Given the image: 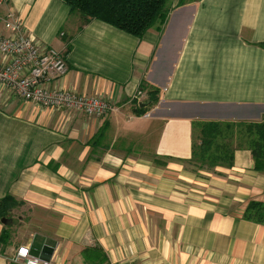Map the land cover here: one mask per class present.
<instances>
[{"label":"crops","instance_id":"crops-1","mask_svg":"<svg viewBox=\"0 0 264 264\" xmlns=\"http://www.w3.org/2000/svg\"><path fill=\"white\" fill-rule=\"evenodd\" d=\"M168 7L160 29L136 37L70 15L65 0H0L1 32L10 12L64 55L50 87L114 105L97 118L0 89V198L18 202L0 221V264H22V245L53 264H91L83 250L94 247L93 264H264V224L242 217L264 202L250 149L230 167L185 161L192 121L264 118V0ZM148 87L159 99L136 115Z\"/></svg>","mask_w":264,"mask_h":264},{"label":"trees","instance_id":"trees-1","mask_svg":"<svg viewBox=\"0 0 264 264\" xmlns=\"http://www.w3.org/2000/svg\"><path fill=\"white\" fill-rule=\"evenodd\" d=\"M168 0H65L69 13L78 14L86 22L97 19L133 36L141 37L146 30L164 24L169 7ZM186 0H178V4ZM264 45V43H263ZM143 87V86H142ZM157 88L147 90V101L135 104V114L142 115L149 104H155ZM248 147L252 153L254 168L264 172V118L258 121H192L191 157L185 160L192 170H210L216 166L230 167L234 151ZM156 163L161 161L154 159ZM18 204L11 195L0 198V219L6 217L11 208ZM242 217L264 224V202L249 201ZM9 234L2 230L0 242L6 243ZM84 257L93 264L99 259L97 247L86 248Z\"/></svg>","mask_w":264,"mask_h":264},{"label":"built area","instance_id":"built-area-1","mask_svg":"<svg viewBox=\"0 0 264 264\" xmlns=\"http://www.w3.org/2000/svg\"><path fill=\"white\" fill-rule=\"evenodd\" d=\"M1 20L6 32L0 31V89L44 107L74 110L91 117H103L114 109V105L102 96L50 87V80L66 72L62 52L26 34L19 16L8 12ZM141 94V89H137L134 98ZM12 260L22 264H53L30 254L27 245L20 246Z\"/></svg>","mask_w":264,"mask_h":264},{"label":"water","instance_id":"water-1","mask_svg":"<svg viewBox=\"0 0 264 264\" xmlns=\"http://www.w3.org/2000/svg\"><path fill=\"white\" fill-rule=\"evenodd\" d=\"M5 220H7V217H2V218L0 219V221H2V222H4V223H5Z\"/></svg>","mask_w":264,"mask_h":264},{"label":"rangeland","instance_id":"rangeland-1","mask_svg":"<svg viewBox=\"0 0 264 264\" xmlns=\"http://www.w3.org/2000/svg\"><path fill=\"white\" fill-rule=\"evenodd\" d=\"M171 1H173V0H168V1H167V5H168ZM37 255H39V253H37Z\"/></svg>","mask_w":264,"mask_h":264}]
</instances>
